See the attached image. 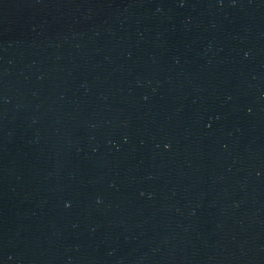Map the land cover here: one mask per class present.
<instances>
[{"label":"water","instance_id":"obj_1","mask_svg":"<svg viewBox=\"0 0 264 264\" xmlns=\"http://www.w3.org/2000/svg\"><path fill=\"white\" fill-rule=\"evenodd\" d=\"M0 264H264V0H0Z\"/></svg>","mask_w":264,"mask_h":264}]
</instances>
